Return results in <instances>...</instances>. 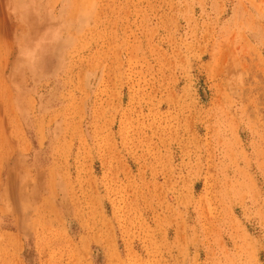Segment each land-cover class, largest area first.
Masks as SVG:
<instances>
[{
    "label": "rangeland",
    "instance_id": "obj_1",
    "mask_svg": "<svg viewBox=\"0 0 264 264\" xmlns=\"http://www.w3.org/2000/svg\"><path fill=\"white\" fill-rule=\"evenodd\" d=\"M0 264H264V0H0Z\"/></svg>",
    "mask_w": 264,
    "mask_h": 264
}]
</instances>
